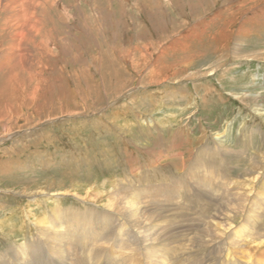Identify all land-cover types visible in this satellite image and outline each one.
<instances>
[{
    "label": "rangeland",
    "instance_id": "obj_1",
    "mask_svg": "<svg viewBox=\"0 0 264 264\" xmlns=\"http://www.w3.org/2000/svg\"><path fill=\"white\" fill-rule=\"evenodd\" d=\"M157 1L0 0V251L34 249L32 224L57 201L104 210L86 194L140 173L150 155L136 147L167 139L182 171L211 148L237 177L264 158V0Z\"/></svg>",
    "mask_w": 264,
    "mask_h": 264
},
{
    "label": "bare ground",
    "instance_id": "obj_2",
    "mask_svg": "<svg viewBox=\"0 0 264 264\" xmlns=\"http://www.w3.org/2000/svg\"><path fill=\"white\" fill-rule=\"evenodd\" d=\"M160 8L157 6L155 14L162 11ZM16 79H5L7 90L14 87ZM19 82L25 83L23 79ZM20 112L7 113V125ZM153 147L149 151H139L137 147L131 151L129 157L135 151L140 155L149 153L150 157L140 161V173H132L126 183L118 178L111 191L103 193L96 187L89 190L85 199L103 201L104 210L76 212L62 208L57 201L50 212L32 224L34 234L28 246L35 248L19 246L17 250L4 245L0 264H93L103 255L105 264H239L241 258L264 264V158L252 159L237 177V173L232 174L230 161L219 168L223 165L221 157L211 148H202L200 153L212 155V160L194 153L188 157L192 167L187 165L189 170L182 171L184 162L180 159L167 160L173 155L174 144L166 139ZM229 154L238 159V167L246 159L235 155L231 148ZM222 155L226 156L225 150ZM159 158H165L164 163H156ZM150 160L154 161L151 166ZM199 167L207 173H199ZM215 175L224 183L218 184ZM258 179L259 189L255 187ZM231 183L234 186L228 191ZM203 199L206 202L202 203Z\"/></svg>",
    "mask_w": 264,
    "mask_h": 264
}]
</instances>
